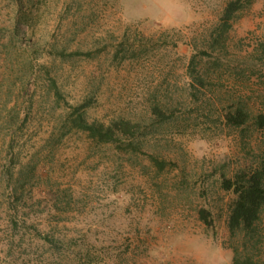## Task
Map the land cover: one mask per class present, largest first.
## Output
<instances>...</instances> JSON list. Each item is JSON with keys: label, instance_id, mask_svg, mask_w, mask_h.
I'll use <instances>...</instances> for the list:
<instances>
[{"label": "rangeland", "instance_id": "1", "mask_svg": "<svg viewBox=\"0 0 264 264\" xmlns=\"http://www.w3.org/2000/svg\"><path fill=\"white\" fill-rule=\"evenodd\" d=\"M229 1L21 0L37 45L0 28V264L264 261V210L243 244L220 184L264 167V0L217 36ZM83 103L87 122L141 134L97 142L71 127Z\"/></svg>", "mask_w": 264, "mask_h": 264}, {"label": "trees", "instance_id": "2", "mask_svg": "<svg viewBox=\"0 0 264 264\" xmlns=\"http://www.w3.org/2000/svg\"><path fill=\"white\" fill-rule=\"evenodd\" d=\"M6 1L7 5L5 6L9 7L11 11H8L9 16H0V28L7 31V43L15 46L18 42H25L24 46L32 51L37 43L34 41L30 42L29 39L25 41L24 39L25 31L23 30V26H25V23L23 20L24 17L21 14L23 6L21 0ZM241 1L242 0H231L225 5L215 27V30H219L217 36H219L220 33L227 32L231 28L232 23L236 19L234 14L240 11L244 6ZM247 4L249 5L250 1H247ZM213 38L214 37H212V40ZM26 48L25 50H27ZM59 54L62 56L64 53L60 51ZM72 55H79V52L75 51ZM47 89L52 92L54 100H62V96L54 79H49ZM68 106L72 109L71 115L73 118L70 121L71 127L86 133L97 142L111 143L120 135H124L128 140H131L135 137V135L141 134L140 126L138 124L131 123L123 119L113 120L107 126L101 123L87 122L84 119L82 112V110L87 107L85 103L76 106ZM244 114L245 113H243L240 109H237L233 115H228L226 118L228 122H231L236 126H240L244 122ZM16 117H19L18 113H16ZM24 118L25 114L23 115V119ZM254 125L257 128L264 130V115H256L254 118ZM155 162L158 163L156 160ZM263 181L264 167H260L251 172H239L235 174L232 179L224 178L220 183L224 190L231 191L235 195V198L229 208L227 228L230 236H235L239 233L243 244L260 236L257 231V226L264 210ZM200 219L203 221L207 220L203 211L200 213ZM231 264H264V261L255 260L253 256H249L248 254L240 256L238 249L233 247Z\"/></svg>", "mask_w": 264, "mask_h": 264}, {"label": "clouds", "instance_id": "3", "mask_svg": "<svg viewBox=\"0 0 264 264\" xmlns=\"http://www.w3.org/2000/svg\"><path fill=\"white\" fill-rule=\"evenodd\" d=\"M143 19L147 20V19H150L149 17H144ZM157 23H159V21H155ZM225 264H230V258L225 262Z\"/></svg>", "mask_w": 264, "mask_h": 264}]
</instances>
